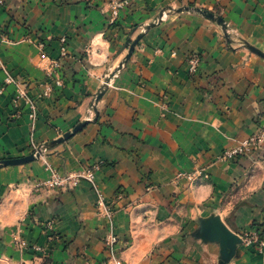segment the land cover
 I'll list each match as a JSON object with an SVG mask.
<instances>
[{
    "label": "crops",
    "instance_id": "crops-1",
    "mask_svg": "<svg viewBox=\"0 0 264 264\" xmlns=\"http://www.w3.org/2000/svg\"><path fill=\"white\" fill-rule=\"evenodd\" d=\"M107 1L0 0V56L28 84L39 141L93 117L87 114L93 95L126 55L124 43L165 8L193 3L214 9L251 39L264 35V0H132L110 27ZM162 17L143 30L110 79L95 120L37 160L0 167V230L16 227L45 250L9 247L12 264H105L106 220L95 211L89 184L33 189L48 177L45 162L61 173L102 162L96 181L113 204L122 264H218L219 246L192 236L196 215L218 214L235 233L260 223L263 149L227 162L216 159L264 124V60L228 49L202 19ZM62 36L63 86L39 98L47 60L37 43H44L48 58H57ZM193 51L201 59L190 75L186 56ZM2 79L0 71V87ZM13 95L11 85L0 92V158L27 153L31 134L27 107L22 101L13 107ZM197 168L207 180L174 179ZM228 264H264V253L238 245Z\"/></svg>",
    "mask_w": 264,
    "mask_h": 264
},
{
    "label": "rangeland",
    "instance_id": "rangeland-1",
    "mask_svg": "<svg viewBox=\"0 0 264 264\" xmlns=\"http://www.w3.org/2000/svg\"><path fill=\"white\" fill-rule=\"evenodd\" d=\"M110 0H108L107 2H106V5H105V8H106V12H107V23H108V25H109V27L110 26H112V25H114V24H116L117 22V19H118V17L113 21V22H111L110 21V13H109V10H108V2H109ZM130 1H132V0H126V4L124 5V7L127 5V3H129ZM184 6H194L193 5V3H188V5H184ZM184 6H179V7H174V8H171V9H169V10H166V8L165 9H163V10H161V17L162 16H164V14H165V12H166V14L167 15H170L171 17L172 16H176V15H186V16H194V17H196L197 19H202V22L203 23H206V27L207 28H212V29H210V33H215L216 35H218L219 36V38H220V41H222L223 43H225L227 46H228V49H230V50H232V49H235V48H242L243 50H245V52H247L248 54H250V55H253V56H255V57H258V58H260V59H263L264 60V57H262V56H260V55H258V54H256V53H254V52H252L248 47H247V44H249V45H251V46H253V47H256L257 49H259L260 51H262L263 53H264V35H262L261 37H260V39L258 40V38L256 39V40H254V39H251V36H249V35H247V33L246 32H244L243 30L241 31L239 28H237V27H235V26H232V25H229L226 21H225V19H224V16L223 15H221V14H219V13H216L215 11H213V10H211V9H207V8H205V7H200V6H197V7H199V8H202V9H206V10H208V11H210V12H212V13H214L215 15H217V16H221L223 19H224V21H225V24H226V34H227V37L225 36V33H224V31H223V29L221 28V26L220 25H218L217 23H215V22H213V21H211V20H209V19H207V18H205V17H203L202 15H200V14H198V13H195V12H190V11H185V10H182V11H177V9H179V8H182V7H184ZM123 7V8H124ZM123 8H121V9H123ZM120 9V10H121ZM159 13V14H160ZM118 16H119V14H118ZM159 16V15H158ZM158 16L154 19V23L155 22H157L158 23V21L159 20H161V19H159L158 20ZM163 18V17H162ZM145 27L146 26H144L143 27V30L145 31ZM142 30V31H143ZM135 37H133L132 39H127V41L124 43V46H123V48H125L126 50L128 49V46L131 44V42L133 41V39H134ZM92 43V42H91ZM60 44V43H59ZM65 44V46H66V51H67V43L65 42L64 43ZM138 44V42L136 43V45ZM41 45H43L42 46V48L40 49V52H41V54H40V57H41V59H46L47 60V63L44 65V72H45V79L43 80V82L44 81H49V77L47 76V69L49 68V64H50V61H49V59L50 58H48L45 54H44V52H43V47H44V43H42V42H40V43H37V46H38V48H40V46ZM135 45V46H136ZM135 48V47H134ZM134 50V49H133ZM127 53V52H126ZM67 55V52H66V54L65 55H62L61 56V54L59 53V55H58V57L57 58H59L60 59V66H59V68H58V73H59V75L61 76V73H60V71H61V68H62V59L65 57ZM192 56H196L198 59H199V61H198V65L196 66V69H195V71H190V62H189V58L190 57H192ZM124 57L125 56H123L122 57V59H121V61L118 63V64H116V66H114L111 70H108L106 73H105V75L102 77L103 79H102V83H101V85H100V87L102 86V84L104 83V80L106 79V77L110 74V73H116L117 72V70L119 69V68H121L122 66H119L120 65V63L122 62V60L124 59ZM200 59H201V56H200V54L199 53H196V52H190L187 56H186V62H187V64H188V72H189V74L190 75H194L197 71H198V67H199V64H200ZM62 77V76H61ZM17 78V77H16ZM18 79V78H17ZM63 79V78H62ZM20 80V79H19ZM21 81V80H20ZM23 82V81H22ZM50 82V81H49ZM23 84H26V86L28 87V84L26 83V82H23ZM99 87V88H100ZM41 90V89H40ZM54 91V88L52 89V91H51V93L48 95V96H50L51 94H52V92ZM98 91V90H97ZM97 91L95 92V94L93 95V99H92V103H91V105L89 106V110H88V112H87V114H88V116H95V112H94V109H93V101H94V98H95V95H96V93H97ZM39 94H40V91H39ZM48 96H46V97H48ZM38 97L39 98H41L42 96H40V95H38ZM45 97V96H44ZM11 104H12V106L13 107H15L14 106V103H12V98H11ZM18 105H19V103H18ZM15 108H18V106L17 107H15ZM93 117L90 119V120H92L93 119ZM36 118H37V115H36ZM36 120V119H35ZM29 121H30V125H31V134H30V137H29V139H28V145H27V153H24V154H21V155H17V156H14V157H6V158H4V157H2V158H0V160H4V159H11V158H15V157H22V156H26V155H28V154H30V153H36L37 151H40V155H39V157H36L34 160H37V159H39L42 155H43V153L45 152V151H47V149H50V148H52L50 145H49V142L51 141H39L37 138H36V136L35 135H33L34 134V124H35V121L34 122H32L30 119H29ZM264 125V124H263ZM263 125H261V126H263ZM260 126V127H261ZM52 127H55V126H52ZM258 129V128H257ZM57 130V129H56ZM69 131V130H68ZM57 134H58V137H60L63 133H60L59 132V130H57ZM57 137V138H58ZM56 139V138H55ZM53 140V139H52ZM238 143V142H237ZM236 143V144H237ZM235 144V145H236ZM234 146V145H233ZM226 149H228V148H226ZM260 149H263V151H264V145L262 146V147H260ZM224 151V150H223ZM222 151V152H223ZM222 152L220 153V154H218L217 155V159L216 160H218V161H223V160H221L220 159V155L222 154ZM251 152H247V154H245V155H249ZM245 155H241V156H245ZM263 155H264V152H263V154H262V164H263ZM237 157H239V156H237ZM237 157H235V158H237ZM235 158H233V159H235ZM233 159H231V160H233ZM33 160V161H34ZM231 160H229V161H231ZM30 162H32V161H30ZM30 162H28V163H30ZM223 162H227V161H223ZM25 164H27V163H23V164H16V165H7V166H0L1 168L2 167H9V166H20V165H25ZM102 164V162L101 161H98L97 163H93V164H90V165H87V166H84V167H82L83 169L84 168H90V167H93V166H98V169H99V167H100V165ZM44 167H45V163H44ZM97 169V170H98ZM77 170V169H76ZM97 170L95 171V174H96V172H97ZM197 171H203L204 173H207L205 170H203V169H199V168H197V169H195L194 171H192V172H178L176 175H175V177H174V179L177 181L178 179H181V178H185L187 181H189V182H198V181H200L199 179H202V180H207V178H208V175H207V177L206 178H202V177H200V176H196V178L195 179H192V180H190V179H187V176L188 175H190V174H196L197 175ZM42 181H44V180H37L36 182H35V184L33 185V189H38V188H40V187H45V186H43V185H39V183L40 182H42ZM82 182V181H81ZM12 188V187H11ZM91 188V187H90ZM92 190V189H91ZM94 207H95V211H96V213L97 214H99L101 217H103L99 212V210L96 208V206H95V199H94ZM263 210V209H262ZM210 215H212V214H209V215H206V216H202V215H196V217H195V219H194V222H195V224H196V229L193 231V233H192V236H194L195 237V235H194V232L197 230V228L199 227V223H200V220L201 219H203V218H207V217H209ZM216 215H218V214H216ZM28 216V215H27ZM219 216V215H218ZM220 217V216H219ZM104 218V217H103ZM221 218V217H220ZM105 219V218H104ZM23 221H24V219H22ZM222 220V219H221ZM14 221H16V219L14 220ZM223 221V220H222ZM0 223H1V220H0ZM5 225H9V223H6ZM46 226L47 227H49L50 225H49V223H46ZM11 227H13V226H11ZM11 227H9L8 228V230L6 229V230H4L3 228L0 230V264H12V262L9 260L12 256L9 254V252L11 251V249L9 248V247H11V248H15V249H19L20 251H25V252H30V253H33V254H36V253H44L45 252V250H44V247L42 246V245H40V244H38V243H34V242H31V241H29V240H27L26 238H24L23 236H22V234H21V232H20V229H17L16 227L13 229H11ZM113 230H114V234H115V236H116V238H117V242H116V245L118 244V242H119V239H118V236H117V233L115 232V228H114V224H113ZM231 230V229H230ZM2 231H5V232H3L2 233ZM107 232H108V223L106 222V231H105V233H104V235H103V237H102V242H103V248H104V250H105V252H106V254H105V264H113V262L111 261V259H110V257H109V255H108V253H107V249H106V247H105V245H104V240H105V237H106V235H107ZM245 233H249V236L248 237H250V236H258V238H259V241L261 240H263L264 241V229L262 230V226H260V224L258 225V227L256 226V225H252L249 229H247V230H244V231H242V232H239V233H236V234H238V236L241 238V243L240 244H238V245H243L245 248L246 247H249V246H252V247H254V249H255V252H258V253H260V254H262V253H264V246L262 247V249L261 250H259L257 247L258 246H256V245H251V243H249V244H247L246 242H245V238H246V236H245ZM182 237H184V235H181ZM196 238V237H195ZM196 239H199V240H201L200 238H196ZM202 241V240H201ZM22 242H24V244H22ZM204 242V241H203ZM205 243H207V242H205ZM209 243H215V244H217L218 245V243L217 242H209ZM1 244H5L6 246H1ZM34 245H36V246H38V247H40L38 250H33L31 247L32 246H34ZM237 245V246H238ZM219 246V245H218ZM2 247H5V248H2ZM116 252H119V246H116ZM117 257H118V255H117ZM118 259L121 261V259L118 257ZM218 260H219V256H218ZM122 263V262H121ZM13 264H16V263H13Z\"/></svg>",
    "mask_w": 264,
    "mask_h": 264
},
{
    "label": "built area",
    "instance_id": "built-area-1",
    "mask_svg": "<svg viewBox=\"0 0 264 264\" xmlns=\"http://www.w3.org/2000/svg\"><path fill=\"white\" fill-rule=\"evenodd\" d=\"M126 4V0H110L108 2V10L110 13V21L113 22L120 12V9L124 7ZM0 39L5 40L4 35L0 30ZM60 47L59 53L62 55L66 54V38L64 36L59 39ZM43 45L40 46L39 49L42 48ZM49 68L47 69V76L49 77V81H44L41 83L40 96L46 97L48 96L52 89L55 87L63 86V79L59 75L58 68L60 66L59 58H50ZM199 59L196 56H192L189 58L190 62V71H195L196 66L198 65ZM0 71L3 73L2 85L0 87V92L3 87L6 85H11L14 88V95L12 97V103L17 107L18 103L22 101L27 107V116L28 118L34 122L37 115V106L35 100L30 96L28 87L26 84H23L22 81L17 79L9 70L5 62L2 60L0 56ZM264 145V125L259 127L256 131H254L250 136L245 139L239 141L236 145L225 149L220 155V159L223 161H229L237 156L245 155L247 152H252L254 150L260 149ZM45 169L48 172V177L39 183V185H43L46 187L53 188H63V189H72L77 186L81 181H85L91 187L94 195H95V206L100 211L99 213L105 218L108 223V232L104 240V245L106 247V251L113 262V264H122L121 261L117 257L116 252V242L117 238L114 234L113 230V204L109 202L104 194L101 191L99 184L96 181L95 171L98 169V166H93L90 168H81L79 170H71L67 172H59L58 169L53 167L50 163L45 162ZM262 172L264 174V155H263V164H262ZM196 176H200L202 178L207 177V173L203 171H197L196 174H190L187 176V179H195ZM260 226H262V230L264 229V208L262 210ZM257 224L256 226L258 227ZM245 242L247 244L251 243V245L258 246L259 250L264 246V241L260 240L258 236H249V233H245ZM24 244V242H22ZM33 250H38L40 247L34 245L31 247Z\"/></svg>",
    "mask_w": 264,
    "mask_h": 264
},
{
    "label": "water",
    "instance_id": "water-1",
    "mask_svg": "<svg viewBox=\"0 0 264 264\" xmlns=\"http://www.w3.org/2000/svg\"><path fill=\"white\" fill-rule=\"evenodd\" d=\"M182 10L198 13L202 15L203 17L217 23L218 25L221 26V28L223 29L225 33V36L227 37V34H226L227 26L225 24L224 19L221 16H217L214 13L206 9L199 8V7L184 6L182 8L177 9V11H182ZM159 19H161V13L158 16V20ZM153 25H154L153 22L146 25L145 30ZM143 33L144 31H141L135 36L131 44L128 46L127 53L119 66H122L129 59L136 43L141 39V37L143 36ZM247 47L252 52L264 57V53L260 51L259 49H257L256 47H253L249 44H247ZM113 76H114V73H110L106 77V79L104 80V83L98 89L95 95V98L93 101V105H94L93 109L95 112V116L97 114L96 105L101 99L104 92L106 91L109 81ZM95 116L93 117L92 120H95ZM89 121L90 119H85L83 121L78 122L76 125H74V127L71 130L64 132L60 137L51 140L49 142V145L55 146L57 144L67 141L70 137H72L74 134L80 131ZM39 155H40V151H37L35 154L30 153L22 157H15L11 159L0 160V166L28 163L30 161H33L36 157H39ZM194 235L196 238H200L204 242H217L218 243L219 245L218 264H228V262L234 256L236 252L237 245L241 243V238L238 236V234L230 230L227 227V225L221 220V218L216 214H212L207 218L201 219L199 223V227L194 232Z\"/></svg>",
    "mask_w": 264,
    "mask_h": 264
}]
</instances>
